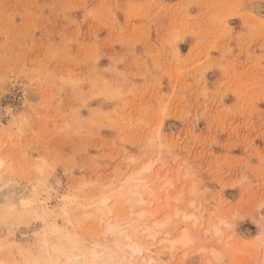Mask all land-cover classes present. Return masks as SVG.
I'll list each match as a JSON object with an SVG mask.
<instances>
[{
    "label": "rangeland",
    "instance_id": "rangeland-1",
    "mask_svg": "<svg viewBox=\"0 0 264 264\" xmlns=\"http://www.w3.org/2000/svg\"><path fill=\"white\" fill-rule=\"evenodd\" d=\"M0 158V264H264V0H0Z\"/></svg>",
    "mask_w": 264,
    "mask_h": 264
},
{
    "label": "bare ground",
    "instance_id": "bare-ground-1",
    "mask_svg": "<svg viewBox=\"0 0 264 264\" xmlns=\"http://www.w3.org/2000/svg\"><path fill=\"white\" fill-rule=\"evenodd\" d=\"M2 162H3V159L0 158V167L2 166ZM9 168H11V167H9ZM132 194H133V196L136 195V197H134V201L137 203H142L145 200L143 194L139 191H136V192L134 191V193L132 192ZM176 198L178 199L179 195ZM110 199H111L110 196L102 195V196H100V198L97 201V202H99L98 206L103 210L104 213H106V215H108L109 213L112 212V206L110 204L109 205L107 204V202H109ZM24 200H25V187L20 182V180L7 178L5 170H1L0 171V209L5 208V207H9V208L13 209V212H14L16 209L19 210L21 205L24 204ZM192 203L193 202H191L190 204H192ZM88 204H89V202H88ZM140 205H142V204H140ZM140 213L141 212H139V214ZM178 213H179V210L176 209V210H174L173 215H175L177 217ZM196 215H195V213H193V211L189 212V213L188 212H181V214H180L181 219L183 221L191 219V220H193V224H196V221L198 218L197 217L198 215L197 216ZM170 220H171V215H167L163 220H161L159 222H154L153 227L152 226L151 227L154 228L155 226L156 227L157 226H159V227L164 226V224H167ZM137 221H135V222H137ZM108 222H109V220H108ZM199 224L201 226L203 223L201 224V222H200ZM107 226H108V224H107ZM140 227L141 226H139V228ZM208 227H210L211 229H213L215 231V233H217L218 228H219V224L218 223H216V224L211 223L210 226H208ZM106 230H108L109 232H113V233L115 232V233H119V234H124L123 240L127 244L126 246L128 248H130L129 253H128L129 256H132L133 253L142 254L144 252L145 248L142 247L141 245H139L135 241V238L133 237L132 234H130L129 232H126V230H127L126 225L120 226V225H116L114 222V224L113 223L109 224V226ZM145 231H146L147 236L150 237L149 239H152L154 234L152 233L150 227L147 228ZM206 231H209V228L204 229V233ZM207 233H209V232H207ZM53 239H54V237H52L50 240H53ZM40 240L43 241L41 243V245H42V247L44 246V248L40 252H38V254H39L38 256L34 257L36 260L42 259L44 264H88V261L86 259L87 254L81 247H77L74 245L68 246V245H64V243L48 244L49 243L48 241H44L42 238H40ZM168 241H169L170 247L185 246L192 241V237L189 234V231L186 228H183V229H181V231L179 232L178 235H175L174 237H172ZM45 246H47V247H45ZM91 250H92V256L97 257L98 252L95 250V248H91ZM54 255H56V257H54ZM213 257L216 260H218L219 254L214 252ZM141 258L143 260L146 259L144 255H142ZM151 258L152 257H149L148 259H151Z\"/></svg>",
    "mask_w": 264,
    "mask_h": 264
}]
</instances>
